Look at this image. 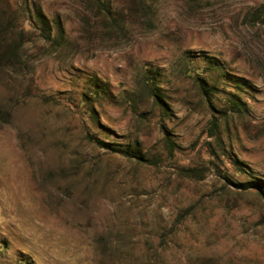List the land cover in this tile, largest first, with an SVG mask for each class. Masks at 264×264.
Returning <instances> with one entry per match:
<instances>
[{
	"label": "rangeland",
	"instance_id": "rangeland-1",
	"mask_svg": "<svg viewBox=\"0 0 264 264\" xmlns=\"http://www.w3.org/2000/svg\"><path fill=\"white\" fill-rule=\"evenodd\" d=\"M97 1L9 0L0 264H264V0Z\"/></svg>",
	"mask_w": 264,
	"mask_h": 264
},
{
	"label": "trees",
	"instance_id": "trees-1",
	"mask_svg": "<svg viewBox=\"0 0 264 264\" xmlns=\"http://www.w3.org/2000/svg\"><path fill=\"white\" fill-rule=\"evenodd\" d=\"M142 0H138L136 3L139 4V7H141L143 4H141ZM109 0L107 1H97L98 8L100 9L101 13L103 14V19L107 22L106 25L110 26V28L119 27L120 23L122 22V17H120V13H114L112 14L110 10V5L108 4ZM2 5L6 6V9H2ZM11 6L9 0H0V62L3 63L8 62L9 65H18L19 63V52L22 47V43H20L21 35L19 34L17 38L14 40L12 39V32H13V20H15V14L11 15ZM143 8V7H141ZM10 11V14H9ZM36 16L38 18V21L41 22V25L43 27V31L45 32L47 29V38H49V32L50 27L49 24L43 19L40 12H36ZM57 33L58 36L62 34L61 31L57 27ZM18 39V40H17ZM173 147L172 145H169V150L171 151ZM258 190L260 193H263L264 195V189H262V186L259 185Z\"/></svg>",
	"mask_w": 264,
	"mask_h": 264
}]
</instances>
